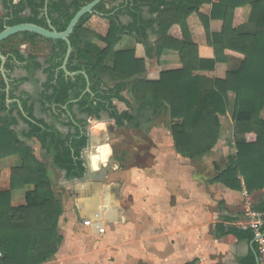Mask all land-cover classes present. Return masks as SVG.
Segmentation results:
<instances>
[{"label": "trees", "instance_id": "trees-1", "mask_svg": "<svg viewBox=\"0 0 264 264\" xmlns=\"http://www.w3.org/2000/svg\"><path fill=\"white\" fill-rule=\"evenodd\" d=\"M92 1L3 0L0 33L6 27L21 24L48 29L47 20L57 32H64L74 15ZM117 2L120 3L116 7L108 9L109 3ZM205 4L211 6L209 16L199 12ZM248 6L249 22L255 24L253 32L244 24ZM26 10L30 11L29 17L23 16ZM193 15L203 27L213 60L199 58L187 26ZM122 16L130 18L128 25L118 22ZM93 17L108 22L104 37L85 28ZM211 20L222 22L220 33L210 32ZM154 29L158 40L152 46L148 34ZM125 35L156 59L164 51L177 53L181 69L163 72L157 81H147L144 61L137 59L133 50L114 52ZM16 38L20 45L28 44L26 55L21 53L20 46L6 47ZM94 40L105 47L99 48ZM69 41L72 52L66 70L75 74L72 77L61 69L67 53V44L62 40L21 33L0 43L9 86L7 91L0 74V161L13 156L21 160L19 167L10 169L6 190L1 189L0 173V264H43L57 254L62 243L58 228L61 204L52 192L46 165L36 159L27 143L36 140L52 155L54 166L66 172V178L81 179L85 174L80 157L88 142L87 119H99L102 114L113 119L117 127L125 123L139 127L167 112L176 152L202 159L219 140L220 118L227 114L228 95L232 94V120L241 140L236 142V154L229 158L227 169L211 183L247 194L264 189V121L260 118L264 108V0H104L92 14L80 19ZM40 44L49 45L44 64L36 52ZM110 56L113 65L108 67L106 61ZM228 56L238 59L239 67L227 72L224 79H216L215 65ZM15 69L26 76L12 77ZM40 70L46 81L38 87L33 80ZM82 73L89 82L88 92ZM27 82L35 87L33 95L20 91ZM124 93L128 99L123 98ZM114 100L124 103L129 112L119 113ZM36 105L43 113L51 114L50 124L35 118ZM67 115L70 118L63 120ZM18 120L27 125L20 135L14 130ZM57 126L73 133L64 134ZM27 186L34 189L25 194V205L13 207L11 193ZM252 209L261 218L264 230V200ZM217 230L238 241L253 240L250 229H226L219 225ZM241 263L255 264L254 257L250 255Z\"/></svg>", "mask_w": 264, "mask_h": 264}, {"label": "crops", "instance_id": "crops-1", "mask_svg": "<svg viewBox=\"0 0 264 264\" xmlns=\"http://www.w3.org/2000/svg\"><path fill=\"white\" fill-rule=\"evenodd\" d=\"M2 1L0 15L3 14ZM119 3H109L108 9ZM210 11L208 4L199 10L204 16H209ZM250 11V6L245 8L244 24L249 32H253L255 24L249 22ZM43 15H46L45 9ZM23 16L29 17L30 11L26 10ZM118 22L126 26L130 18L122 16ZM187 26L198 47L199 58L213 60V50L207 45L203 27L195 15L188 18ZM85 28L104 37L108 22L93 17ZM209 28L211 33H220L222 22L211 20ZM155 31L148 34L152 46L158 40ZM93 43L99 48L105 47L99 40ZM130 50L135 52L137 59L144 61L147 81H157L161 73L181 69L177 53L164 51L156 59L131 36H123L114 48V52ZM20 51L26 55L29 46L23 44ZM45 55L39 54L42 64ZM112 65L110 56L106 66ZM238 67L239 60L228 56L223 63L215 65L214 77L224 79L227 72ZM25 76L20 69H15L12 74L16 78ZM33 81L39 87L46 81V75L40 70ZM20 91L33 95L35 87L32 82H27ZM122 96L128 99L126 93ZM228 100L229 110L220 118L219 140L202 159H191L176 152L167 112L139 127L127 123L117 127L106 114L99 119L88 118V148L82 151L80 159L85 172L89 168L95 176L103 169L113 170L102 183L94 180L80 183V179L66 178V172L54 166L52 155L47 154L36 140L29 141L27 144L36 159L46 165L52 192L62 207L58 222L62 243L57 254L43 264H205L210 261L213 264H243L241 261L250 255L255 262L257 247L255 242L252 243L254 239L238 241L217 230L219 225L226 229H247L250 222L247 209L264 200V189L247 194L244 190L236 192L222 184L211 183L227 169L229 158L236 154V142L241 140L232 120L234 96L229 94ZM113 104L119 113L129 112L124 103L114 100ZM34 116L48 124L52 121L51 114L43 113L38 105ZM69 118L67 115L63 120ZM260 118L264 121V108ZM101 124L104 127L97 129L96 126ZM57 128L64 134L73 133L67 128ZM26 129L27 125L18 120L15 132L20 135ZM120 132L123 134L121 139ZM101 147H107L108 154L104 160L97 159L94 163L93 158L100 155L97 149ZM20 164L18 156L0 161L2 190L8 189L10 169ZM33 189V186H27L13 191L12 206L25 205V194Z\"/></svg>", "mask_w": 264, "mask_h": 264}, {"label": "water", "instance_id": "water-1", "mask_svg": "<svg viewBox=\"0 0 264 264\" xmlns=\"http://www.w3.org/2000/svg\"><path fill=\"white\" fill-rule=\"evenodd\" d=\"M48 0H46L47 2ZM102 1L104 0H93L91 3H89L88 5L82 7L72 18V20L70 21L69 25L67 26L66 30L64 32H57L50 24V21L47 20V23L49 25L48 29H44L41 27H38L36 25H32V24H21V25H17V26H13V27H6L1 33H0V43L9 39L10 37H13L15 35L21 34V33H31L34 35H37L43 39H47V40H62L67 44V53H66V57L64 59V62L62 64L61 69L63 70V72L65 73L66 76L68 77H72L75 74H70L67 72L66 70V64L67 61L69 59V56L72 52V48H71V44L69 41V37L70 35L73 33L74 28L76 27V25L78 24V22L80 21V19L86 15V14H92L94 8L100 4ZM45 13H47V10L45 8ZM6 59L5 57H3L0 54V74L5 82V84L7 85V91L9 90V86H8V80L6 78V73L4 70V65H5ZM84 76L85 74L82 73ZM86 77V76H85ZM87 80V89L86 92L89 91V82L88 79L86 77ZM109 130H113V127L110 126L108 127ZM88 148V145L85 147V149ZM116 164H118L117 161H114ZM113 170L110 168L107 169H103L98 176H95L91 170L89 168H87L85 174L83 175V177L80 179V183H84L90 180H94L96 182H105L108 175L112 174ZM254 243V240L253 242ZM255 264H258V258L257 255L255 254Z\"/></svg>", "mask_w": 264, "mask_h": 264}, {"label": "built area", "instance_id": "built-area-1", "mask_svg": "<svg viewBox=\"0 0 264 264\" xmlns=\"http://www.w3.org/2000/svg\"><path fill=\"white\" fill-rule=\"evenodd\" d=\"M247 217L250 222L247 225V229H250L253 233V239L257 247L258 264H264V230L263 222L261 218L253 211L252 207H249L246 211ZM2 257L0 253V258Z\"/></svg>", "mask_w": 264, "mask_h": 264}, {"label": "rangeland", "instance_id": "rangeland-1", "mask_svg": "<svg viewBox=\"0 0 264 264\" xmlns=\"http://www.w3.org/2000/svg\"><path fill=\"white\" fill-rule=\"evenodd\" d=\"M17 46H22V45H20V40L18 38L12 40L9 44H6L7 48H9V47H17ZM48 50H49V45L48 44H40V46L38 47L36 52L38 54H47L46 52ZM166 126H167V123H166ZM119 137H120V139L123 138V134L121 132L119 133ZM55 180H56V178H55ZM205 264H213V263L210 261L209 263H205Z\"/></svg>", "mask_w": 264, "mask_h": 264}, {"label": "clouds", "instance_id": "clouds-1", "mask_svg": "<svg viewBox=\"0 0 264 264\" xmlns=\"http://www.w3.org/2000/svg\"><path fill=\"white\" fill-rule=\"evenodd\" d=\"M104 126L101 125H97L96 128L97 129H102ZM97 151L100 153V155L98 157H94L93 158V162L95 163V160L99 159V160H104L108 154V149L107 147H101L99 149H97Z\"/></svg>", "mask_w": 264, "mask_h": 264}, {"label": "bare ground", "instance_id": "bare-ground-1", "mask_svg": "<svg viewBox=\"0 0 264 264\" xmlns=\"http://www.w3.org/2000/svg\"><path fill=\"white\" fill-rule=\"evenodd\" d=\"M97 134V133H96Z\"/></svg>", "mask_w": 264, "mask_h": 264}]
</instances>
